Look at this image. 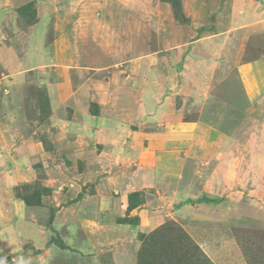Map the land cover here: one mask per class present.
I'll return each mask as SVG.
<instances>
[{
	"label": "crops",
	"instance_id": "obj_1",
	"mask_svg": "<svg viewBox=\"0 0 264 264\" xmlns=\"http://www.w3.org/2000/svg\"><path fill=\"white\" fill-rule=\"evenodd\" d=\"M94 2L79 3L75 9V5L71 6L75 14L73 27L68 31L62 29L64 26L60 29L51 24L53 17L44 23L47 28L50 24V38L67 36L72 38L71 45L80 39H77L74 32L79 30L80 20H85L81 14L84 6L92 7L91 13H95L91 24L113 26L107 28L111 35L98 38L97 32L94 45L91 42L80 51V48L77 49L78 43L69 54L72 56V65L77 69L79 82L92 81V87H89L92 89L86 92L91 93L87 101L99 106L97 112H92L96 107H86L84 104L87 101L84 100L88 96L79 92L74 93L72 109L64 107L66 114L63 118L67 124L71 122L78 125L80 121L87 119L92 130H100L96 135L86 136L84 146H74V151L80 149L84 154H94L95 157L89 161L95 164L106 157L111 162L113 156L117 161L107 175L94 170L92 165L84 166L79 161L76 162L81 166L79 169L75 168L77 174L73 180L79 181L80 178L82 182L83 177L89 178L85 184L82 182L84 187L74 185L71 183L73 180L67 183V190L73 186L76 187L75 190L78 188L73 196L77 199L76 208L87 204V207L96 210L97 219L103 221L100 223L108 224L109 220L114 224L111 227L99 225V222L93 220V215L88 218V225L96 226L95 232L108 228L110 239L113 233L115 237L112 240L117 242L116 247L121 246L119 251L122 253L117 251L118 254H111L112 264H137L139 233H148L170 219L179 220L180 216L189 217L185 222L189 223V220L197 219L205 205L214 213L212 217L201 221H214L215 231L212 237L215 236V241L219 239L220 243L219 247L206 244L205 247L209 246L207 253L216 255L226 248H234L235 237L230 232L235 233V226L234 229L229 226L219 227V223L215 222H222L227 217L235 219L237 213L235 186L231 189L226 186L235 185V172L231 176L225 175L226 179L218 174V170L223 169L225 173L230 171L228 167H231L235 156L229 157V154L235 152V135L220 128L223 123L219 122L217 115L205 112L203 117L201 114L203 115L205 104L221 101L217 99L218 96L228 98L227 95L235 86V77L247 97L249 95L257 99L262 91L264 93V87L259 84L256 76L260 68L264 69V50L259 58H252L257 57L259 46L262 50L261 42L264 46V4H260L258 10L253 9L250 18H243L247 12L239 15L234 7L226 8L222 3V11L218 12L215 21L213 19V22L207 23V28H200L194 27V21L201 23L203 20L204 13L201 10L195 11L201 8V0H189L190 6L181 1L184 20L177 19L171 4L164 0H156L150 14L149 5L140 0H120L118 3L104 0V4ZM41 5L42 2L36 4ZM106 5L117 6V14L107 16L108 19L103 16L100 18L105 14ZM62 9L64 10V6ZM39 16L41 23L45 15L42 19L40 12ZM208 29H211V34L207 32ZM245 29L246 33L243 35ZM238 30L239 37H235ZM116 31L113 35L112 32ZM202 31L203 34L206 33L204 36L195 37ZM246 36H251L254 40L245 41ZM210 39L217 42L213 44ZM244 53V59L240 60ZM102 73H112L109 80L113 79L114 82L103 81V78L98 77ZM225 79L233 82L232 87L220 85ZM97 82H105V85L97 86ZM56 88L59 86L56 85ZM81 105L88 110L86 118H80L84 116L81 114L84 111H81ZM104 107L110 111H103ZM192 113L199 117H192ZM65 121L63 123L66 124ZM68 131V135H73ZM232 137L233 142L227 146V141ZM29 147L33 152L37 143L30 144L25 151ZM226 156L229 158L225 160ZM85 169L87 170L84 171ZM103 183L108 185L106 192L110 194L103 193L100 187ZM114 185L117 186L116 189L111 188ZM192 186L199 190L196 191L198 195L193 196L188 191ZM133 193H139L140 201L137 202L134 198L133 207L127 210L128 196ZM205 214L208 212L204 211L202 216ZM119 218H137V221L135 225H131L119 222ZM110 242L111 240L107 241L108 244ZM104 243L106 244L101 242V245ZM198 246H204L201 239ZM208 258L213 261L210 256Z\"/></svg>",
	"mask_w": 264,
	"mask_h": 264
},
{
	"label": "rangeland",
	"instance_id": "obj_2",
	"mask_svg": "<svg viewBox=\"0 0 264 264\" xmlns=\"http://www.w3.org/2000/svg\"><path fill=\"white\" fill-rule=\"evenodd\" d=\"M94 1L104 4V0H0V264H112L111 254H118L117 251L121 250V246L116 247L117 242L112 240L115 237L113 233L110 239L108 228L95 232L96 226H89L88 218L93 215L95 218L93 220L99 222V225L111 227L114 224L109 220L108 224L100 223L103 221L97 219L96 210L87 207V204L76 208L77 199L75 200L73 196L78 188L75 190L76 187L73 186L67 190V183L75 178L77 174L75 168L79 169L80 163L84 166L92 165L94 170L97 169L102 171V175H107L113 163L117 161L113 156L111 162L110 158L106 157L95 164L89 161L95 157L94 154H84L80 149L74 151L75 147L84 146L87 142L86 136L100 132L99 129L96 132L92 130L91 124L85 119L88 110L83 105L81 111H84L81 114L84 116L80 118L85 117V121H80L79 118L78 125L71 122L67 124L63 118L66 114L64 107L72 109L74 93H85L88 97L84 101H87L91 93L86 92L92 89H89L92 87L91 80L79 82L76 76L77 69L72 65V56L69 54L78 43L80 47L77 46V49L80 48V51L91 42L94 45L97 32H99L98 38L111 35L107 28L113 26L91 24L93 22L90 21L95 17V13H91L92 7L84 6L81 14L85 20H80V28L74 32L77 39L78 37L80 39L71 45L70 37L50 38L52 36L50 24H48L49 28L44 24L53 17L51 24H55L60 29L64 26L62 29L68 31L73 27L72 20L75 14L71 6L75 5V9L79 3H95ZM109 1L118 3L120 0ZM140 1L149 5L148 14L154 10L156 0ZM179 1L181 7V1L188 6L191 5L189 0ZM40 2L42 5L36 6ZM222 3L226 8L234 7L239 15L247 12L242 17L250 18V12L252 13L253 9H260V4H264V0H201V8L195 11L201 10L204 13V21L202 20L201 24L195 20L194 27L207 28L206 24L213 22V19L215 21L218 12L222 11ZM251 4L254 6L251 7ZM181 7L172 6L177 19H183ZM104 8L105 16L101 15L100 18L103 16L108 19L107 16L117 14V6L106 5ZM30 12H33L31 17H29ZM40 12L42 19L45 15L41 23H39ZM88 28H90L89 32ZM255 29L253 31H258ZM208 30L207 32L211 34V29ZM246 30L241 31L243 35ZM204 31L197 33L195 37L204 36L206 34H203ZM116 33L117 31L112 32L113 35ZM239 33L240 30L235 33V37H239ZM251 35L254 37L253 33ZM253 37L246 36L244 40L249 39L248 41L251 42L254 40ZM210 40L213 44L217 42ZM261 47L262 50L260 46L257 48V57H252L253 59L259 58L261 52L263 53V42ZM246 53L242 54L240 60L244 59ZM111 74L102 73L98 77L103 78V81L114 82L113 79L109 80ZM256 76L259 84L264 87V69L260 68ZM237 81L235 77V86L227 95L232 99L218 98L220 97L218 96L217 99L221 101L205 104L203 115L201 114L203 117L205 112L217 115L219 122L223 123L220 128L235 135V152L229 154V157L235 156L233 161L231 158V167H228L230 171L225 173L222 169L218 170V174L226 179L225 175L231 176V173L235 172V185L226 186L228 189L235 186L237 213L235 219L230 220L227 217L222 222H215L219 223V227L229 226L234 229L235 226V233L230 232L235 237V240L233 239L235 247L226 248L216 255L207 253L209 246L205 247L206 244L219 247L220 243L219 239L215 241V236L212 237L215 231L214 221H201L212 217L214 213L205 205L196 220L185 223L189 217L180 216L178 217L179 220L182 219L180 221L170 219L152 231L144 233L143 235L147 237L139 239L141 247L137 248L136 254L139 257L141 249L146 248L144 254L141 253L147 259L145 264H154V262L156 264H264V93L262 91L259 98L253 99L249 95L247 97L243 89V96ZM98 84L105 85V82H97L96 85ZM232 84L233 82H228L226 79L220 82L224 87H232ZM56 85L59 86L58 89ZM215 94L217 95V89ZM91 103L94 102L87 101L84 105L92 109ZM95 107L98 111L99 106L96 103ZM108 109L102 108L105 112L106 110L109 112ZM192 114L194 118L199 117L197 114ZM64 121L66 124L63 123ZM68 130L73 135H68ZM60 132L67 134L62 135ZM233 138L227 141V146L233 142ZM36 143L37 147L33 152L31 147L25 151L27 146ZM229 157L226 156L224 159ZM77 161L80 163H76ZM106 179L102 181H107ZM87 180L89 181V178L83 177V184ZM82 182L80 178L79 181L77 179L71 181L74 185L84 187ZM112 182L114 180L110 182L111 185ZM100 187L103 193L108 191L107 184L103 183ZM116 187L114 185L111 188L116 189ZM43 188H48L50 191L42 192ZM34 190H41L40 201L36 203L31 199L35 203L27 204L22 196H29ZM188 191H191L193 196L198 195L199 192L195 186ZM106 193L110 194V192ZM109 198L112 200V197ZM226 209L231 210V208ZM204 211L208 214L202 216ZM150 236H154V239H150ZM106 237L108 239H105ZM173 239L180 244L179 248L173 249L180 256L168 253L170 249L166 241ZM199 239L204 246H198ZM110 240L108 244L107 241ZM100 241L106 244L101 245ZM230 241L231 239L228 242ZM223 243L226 245V242Z\"/></svg>",
	"mask_w": 264,
	"mask_h": 264
},
{
	"label": "trees",
	"instance_id": "obj_3",
	"mask_svg": "<svg viewBox=\"0 0 264 264\" xmlns=\"http://www.w3.org/2000/svg\"><path fill=\"white\" fill-rule=\"evenodd\" d=\"M164 1H168L172 6H173V8L175 7V8H179V7H181V5H180V1L179 0H164ZM29 6V5H28ZM32 14H33V12H30L29 13V17H31L32 16ZM91 106H95V103H92L91 104ZM92 112H97V110L95 109V111L94 110H92ZM48 192V191H50L48 188H43L42 189V192ZM41 190H34L33 191V193L31 194V195H29V196H27V195H24V196H22V198H24L25 199V202L27 203V204H30V203H37V202H39L40 201V199H39V195H41ZM138 196H139V193H133V194H129V196H128V206H127V210H130L132 207H133V202L132 201H134V198H136L137 200H135V201H140V200H138ZM31 199L32 200H34L35 202H33V201H31ZM142 200V199H141ZM137 218H122V219H118L119 220V222H121V223H124V222H128L129 224H131V225H135V221H137L136 220ZM144 233H139L138 235H139V237L137 236V239L139 240V239H141V238H146L147 237V235H143ZM153 234H154V232H153ZM152 236V235H151ZM150 236V237H151ZM150 239H154V236L153 237H151ZM178 240L179 239H181L182 240V238H177ZM164 244H165V241L163 242ZM166 244H167V246L169 247V249H170V251L168 252L169 254H174V256H180L176 251L174 252L173 251V249H175V248H179V246H180V244L177 242V241H175L174 239L173 240H169V241H166ZM141 247V246H140ZM199 248V247H198ZM146 250V248H144V250H142L141 249V253H143L144 251ZM146 252H148V251H146ZM140 253V255H139V257H137V254H136V261H137V264H140V262H142L143 261V263H141V264H145L146 263V260L147 259H145L144 258V253L143 254H141ZM139 254V253H138ZM148 257H150V255L148 256ZM151 260V259H150ZM151 263H152V261H150ZM148 264V263H147ZM154 264H156L155 262H154Z\"/></svg>",
	"mask_w": 264,
	"mask_h": 264
}]
</instances>
